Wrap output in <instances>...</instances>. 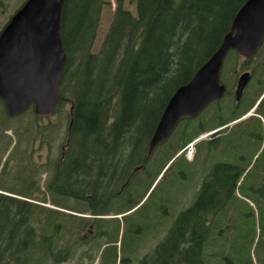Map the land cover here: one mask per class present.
Here are the masks:
<instances>
[{
	"label": "trees",
	"instance_id": "trees-1",
	"mask_svg": "<svg viewBox=\"0 0 264 264\" xmlns=\"http://www.w3.org/2000/svg\"><path fill=\"white\" fill-rule=\"evenodd\" d=\"M246 1L135 0L133 14L124 9L122 0H116L101 46L94 52L106 0H63L60 37L66 65L56 113L65 104L72 107L71 113L68 110L66 139L60 146L67 143L66 151L63 157L58 154L53 164L45 166L50 177L45 189L39 188V200L28 194L29 197L17 199L0 193V264H64L76 254H80V262L92 263L94 250H100L99 264L129 262L117 257L118 250L113 245L119 235V219L107 220L108 210L99 209L103 202L123 199L133 181V168L150 166L160 149V172L172 159L167 171H195L194 163L185 161V168L181 152L186 149L182 146L203 131L200 128H206L200 115L211 110L208 131L218 125H212L215 119L220 120V125L226 124L231 118L228 111L234 102L241 103L247 96L251 82H247L239 100L232 93L234 82L230 83V90L229 82H223L224 99L229 102L214 100L195 119H181L178 124L186 125L177 124L166 141L150 154L148 142L173 94L219 48ZM262 46L264 42L255 53ZM243 59L234 51L226 56L222 69L229 80L231 75L244 74L248 62ZM262 63L256 61L255 65L263 68ZM0 105L4 108L1 100ZM258 111L264 115V101ZM34 120L39 118L34 116ZM50 127L39 125L47 147ZM237 134L236 142L246 158L236 163H213L203 182L208 185L213 178L219 187L217 200L209 204L216 211L206 212L212 216V223L219 225V236L214 237L212 224L206 227L204 211L209 209L199 213V225L195 214L185 220L191 214L189 209L180 214L170 234L171 242L175 238L179 242L168 245L166 240L161 241L147 250L139 264H207L206 257L211 264H264V139L248 142V132L243 127L238 128ZM231 141L228 144H233ZM217 149L224 152L220 143ZM203 152L212 154L211 146L198 144L194 161ZM124 185V193H117ZM131 208L126 206L119 213ZM88 209L90 218L85 217ZM184 221L195 226L189 224L187 230L175 231V226ZM134 223L124 231L130 233ZM107 225H111V231L105 229ZM229 237L234 239L233 244L227 243ZM122 241L119 253L130 246L126 238L122 237ZM213 247L217 249L211 250ZM127 253L130 257L135 255Z\"/></svg>",
	"mask_w": 264,
	"mask_h": 264
},
{
	"label": "rangeland",
	"instance_id": "rangeland-1",
	"mask_svg": "<svg viewBox=\"0 0 264 264\" xmlns=\"http://www.w3.org/2000/svg\"><path fill=\"white\" fill-rule=\"evenodd\" d=\"M2 4H0V31L4 27V25L8 22V16L13 15L14 12L22 5L25 0H0ZM135 0H122L124 9L130 11L134 14ZM107 5L103 7L99 26L97 30L96 40L93 45V51L97 52L101 46L102 38L104 33L106 32L112 16L114 14L116 8V0H106ZM5 9V10H4ZM6 26V25H5ZM263 62L264 64V49H261L258 53H255L251 58L248 59V64L251 66H255V62ZM223 69L220 72V81L229 82V86L227 87L230 90V83L232 82V78L230 80L227 78V73ZM230 76V75H229ZM225 84V83H224ZM225 101L222 102L224 104ZM211 104V103H210ZM208 107V106H207ZM206 107V108H207ZM213 107V104H212ZM69 105L65 104L62 107L61 112L55 113L51 117L39 118V120H34L33 113L31 108H28L24 113L9 117L7 113L4 111L5 107L0 105V193L6 196H12L17 199H24V197L32 196L34 200H39V188L43 191L45 189L46 183L50 177V171L45 168L47 165L53 164L58 159V154L61 151V144L65 141L66 131L68 128L67 125V117ZM216 110L213 107V111ZM205 112V113H204ZM200 117L203 119L201 124L208 127L207 122L209 116L212 115L210 109L204 111ZM6 113V115H5ZM204 114V115H203ZM203 115V116H202ZM227 115L231 116L230 119L233 118L232 108L228 111ZM7 118H6V117ZM214 116V114H213ZM208 117V118H207ZM51 118V120H50ZM189 118V117H188ZM190 119H195L190 118ZM227 120V123L230 121ZM224 121V120H222ZM218 123L220 125V120H213V124ZM39 125H45L47 128L51 125L50 130L48 131L47 139L50 141L49 147L47 150H43L46 148L43 137L41 135L42 129L39 130ZM180 127L186 125L178 124ZM177 125V126H178ZM192 125V122L191 124ZM224 125V124H223ZM206 128H200L202 132L206 131ZM214 126L212 129H215ZM208 130V129H207ZM238 127H235L234 131L231 133H227V131L222 130L226 134V138L233 140L236 145L238 143ZM176 133V132H175ZM174 133V134H175ZM173 134V136H174ZM172 136V137H173ZM196 139V137L189 143L185 144L182 147L187 148L184 150V159L189 162L194 159V153L196 150L197 142L193 144L192 142ZM208 139V138H207ZM204 139V140H207ZM42 141V142H41ZM220 146L236 152L234 157H228L220 152L219 155H216L215 152L212 154H207L205 152L201 153V157L194 161L195 171H188L186 168L185 160L183 164L186 168L184 171L182 168L180 169V174H176L173 171H167L170 169V163L167 162L165 165V169L160 172L161 163H162V153L160 152L162 149L156 151L152 157L153 161L150 166L145 167L144 171L131 182L129 186L128 194H125L123 199H116L107 202H103L100 207V211L108 210V214H119L115 218L120 222L119 227L122 228L121 237H124L128 240L129 233H126L124 229L129 230L132 228L130 224L138 221L140 218L144 216H148L152 212L155 211V202L159 199H165L168 197V192H173V197L168 202L169 212L166 219L157 222L156 229L152 233V237H157L161 235L167 228L173 226L181 213L192 209L191 214L185 219H192L193 214L196 216V225H199V213L213 208L209 204L213 203L217 200L219 187L217 186L216 181L212 178L210 179V183L205 185L202 182L203 177L209 175V172L213 169V163H236L238 161H242V159L246 158V153L243 150H238L236 145L228 144L223 140L219 141ZM39 147V149H38ZM184 148V149H185ZM156 149V147H155ZM154 149V150H155ZM191 152V153H190ZM149 154V152H147ZM156 155V156H155ZM37 156H39V163L37 160ZM242 158V159H241ZM142 167H135L133 171H138ZM173 170L177 171L174 166L171 167ZM39 173L41 174L39 177ZM182 179L194 180L199 184L198 189L191 188L190 191L186 192L183 197L180 199L174 197L175 190L174 188L178 187L179 182ZM31 187V188H28ZM127 186L124 185L121 187L117 193L121 195L126 190ZM27 194L29 196H27ZM244 195V194H243ZM245 198L253 199L250 195L245 194ZM47 200L49 199L46 196ZM243 198V199H245ZM30 200L29 202L38 204L37 201ZM48 208H52L50 204H45ZM69 205H73L72 202ZM126 206H132V208L125 212L119 213L121 209ZM90 209L85 213L88 215ZM85 215V217H86ZM110 216V215H108ZM84 217V216H82ZM107 217V216H105ZM238 216H236V219ZM204 219L210 221L212 218L208 216H204ZM181 227H185L189 224L194 225L193 223H186V221L179 223ZM123 225V226H122ZM195 226V225H194ZM258 232V228H257ZM85 235V234H84ZM227 243L233 244L234 239L228 238ZM153 247L147 248V250L152 249ZM254 248V246H253ZM217 249L216 247L211 248V250ZM146 250V251H147ZM100 250L92 251V263H89L88 260H84L80 262V254L74 255L72 261L64 263V264H99V253ZM141 256L136 255L135 259L129 261L126 264H139L141 260ZM207 264H211L210 260L206 257ZM213 262V259H212ZM218 264H222L221 261Z\"/></svg>",
	"mask_w": 264,
	"mask_h": 264
},
{
	"label": "water",
	"instance_id": "water-1",
	"mask_svg": "<svg viewBox=\"0 0 264 264\" xmlns=\"http://www.w3.org/2000/svg\"><path fill=\"white\" fill-rule=\"evenodd\" d=\"M62 5L63 0H26L0 33V100L9 117L28 108L38 118L56 113L66 65L60 37ZM263 39L264 0H247L219 48L167 103L148 142L149 154L166 141L180 119L196 117L223 97L220 72L228 53L249 58ZM248 80V73L238 77L237 99ZM69 110L71 113L72 107Z\"/></svg>",
	"mask_w": 264,
	"mask_h": 264
},
{
	"label": "flooded vegetation",
	"instance_id": "flooded-vegetation-1",
	"mask_svg": "<svg viewBox=\"0 0 264 264\" xmlns=\"http://www.w3.org/2000/svg\"><path fill=\"white\" fill-rule=\"evenodd\" d=\"M0 4H2L1 1H0ZM11 17L12 15L10 14L7 19L8 22L10 21ZM7 23L5 25H7ZM4 27L2 28V30L4 29ZM263 42H264V39H263ZM261 49H264V46H262ZM253 55H251L249 58H251ZM249 58H245L243 60L248 61ZM243 70L244 72L249 74L248 82H251L249 88L247 89V96L243 97V99L241 100V103L240 102L233 103V105L231 106L233 118L230 119L228 123H226L225 125H217L216 128L214 129L216 131L212 133L211 136L206 135L200 138L199 144L207 143L208 145L211 146L212 153L215 152L216 155L220 154V150L217 149V145H219L220 140H223L226 143H232L230 139L226 138V134L233 132L235 127H238V128L243 127L245 130H247L249 135L247 134L246 140H248V142H250L252 139L257 140L256 138H259V137L264 139V115L258 111L259 106L264 101V79H261L262 77H264V64H263V68L258 67L257 65L251 66L248 64L243 68ZM239 76L240 75L236 76V74L232 76V82H234L232 86V93L234 95V99L236 100H239L236 98L237 81H238ZM260 82H263V83H260ZM222 130L227 131V133L225 134V132H223ZM203 133L204 132L199 133V134L201 135ZM204 139H207V140H204ZM233 144L236 145L234 141H233ZM66 145L67 143H65L63 147L61 148V151L59 154L60 158L63 157L66 151ZM236 147L238 150H242V148L239 147V145H236ZM47 148L48 147L46 146V148H43V150L46 151ZM222 153L224 155H227L230 158V157H234L236 152L230 151L224 148V152ZM37 160L39 163V156H37ZM192 163H194V160H192L188 164H192ZM142 168L143 169H140L137 172L132 171V174L134 175L133 181L137 175H139L142 171H144L145 167H142ZM191 172H193V170H191ZM201 179L203 182V179H204L203 175ZM198 187H199V184L197 181L182 179L179 182L178 187L174 188L176 189L174 197L180 199V197H183L186 192L191 190V188L198 189ZM125 194H127V192ZM172 197H173V192L169 191L167 198L159 199L155 202L154 212H152L148 216H144L140 218L138 221L134 223V228L130 231L128 235V240H127V243L130 246H128L126 250L124 249V251H121L120 253L119 251L121 249L123 241H122V237L121 238L119 237L118 239L119 241L117 245L115 243L116 248L118 250V254H117L118 258L128 259L129 261H132L133 259H135L136 255L140 254V256L142 257L147 252L146 251L147 248L154 247L163 240H166V243L168 245H171L172 243L177 244L179 242L180 240L179 238H175L171 242L170 234L173 230V226H170L169 228H167L161 235H158L157 237H152V233L156 229L157 222L167 218V215L169 212L168 202ZM90 216H91V213L87 215L88 218H90ZM106 216L107 217L105 218L107 220L113 221L116 219L115 217L118 215L107 214ZM122 228L124 227H120V233L122 231ZM90 229H92V227H90ZM105 229L107 231H111V225H107ZM187 229H188L187 226L181 227L179 223L174 228L175 231L177 230L185 231ZM216 236H219V225L218 224H216L214 228V237ZM127 251L134 252L135 255L133 257H130Z\"/></svg>",
	"mask_w": 264,
	"mask_h": 264
}]
</instances>
